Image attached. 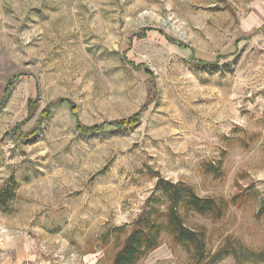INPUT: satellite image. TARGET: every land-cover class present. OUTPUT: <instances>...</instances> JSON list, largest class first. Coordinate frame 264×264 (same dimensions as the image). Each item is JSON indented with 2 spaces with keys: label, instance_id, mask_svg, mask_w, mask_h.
Wrapping results in <instances>:
<instances>
[{
  "label": "rangeland",
  "instance_id": "obj_1",
  "mask_svg": "<svg viewBox=\"0 0 264 264\" xmlns=\"http://www.w3.org/2000/svg\"><path fill=\"white\" fill-rule=\"evenodd\" d=\"M158 179L227 207L137 264H264V0H0V264H111Z\"/></svg>",
  "mask_w": 264,
  "mask_h": 264
},
{
  "label": "trees",
  "instance_id": "obj_2",
  "mask_svg": "<svg viewBox=\"0 0 264 264\" xmlns=\"http://www.w3.org/2000/svg\"><path fill=\"white\" fill-rule=\"evenodd\" d=\"M66 102L65 99H58L53 105L44 109L41 117L48 118L51 112L50 108ZM32 107L34 108L33 101L29 100V108ZM143 110L144 107L128 118L110 123L88 127L77 124L76 130L81 135H92L105 128L132 127L139 122ZM71 111L73 113L75 111L73 106H71ZM34 132L35 130L30 135H33ZM157 193L159 194L158 201L155 199ZM226 207V203L223 201L199 196L192 187L183 184L175 185L169 181L158 179L152 197L147 201L143 212L132 223L131 230L115 253L111 264H137L140 259L159 246L162 234H167L173 243L185 248L199 261L206 260L208 256L204 229L190 226L188 217L197 215L220 218ZM114 231L119 234L122 229L119 227ZM224 254L229 253H221V255L220 252L216 253L211 258V262L220 260ZM258 256L260 260H264V251Z\"/></svg>",
  "mask_w": 264,
  "mask_h": 264
}]
</instances>
